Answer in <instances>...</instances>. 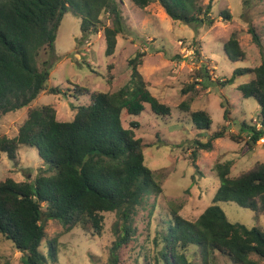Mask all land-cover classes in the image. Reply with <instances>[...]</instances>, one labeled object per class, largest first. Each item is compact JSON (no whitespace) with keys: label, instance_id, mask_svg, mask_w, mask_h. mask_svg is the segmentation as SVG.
Instances as JSON below:
<instances>
[{"label":"trees","instance_id":"obj_1","mask_svg":"<svg viewBox=\"0 0 264 264\" xmlns=\"http://www.w3.org/2000/svg\"><path fill=\"white\" fill-rule=\"evenodd\" d=\"M138 8H146L156 0H131ZM202 0H159L164 11L185 24L212 25V0L204 6ZM246 4V0L243 2ZM70 7L81 18L82 39L101 30V15L112 16L113 25L103 28L108 56L113 55L117 36L124 30L123 18L116 0H0V115L29 106L41 92L61 93L59 86L47 87L53 63L48 57L39 68L38 57L44 49L54 57V42L63 16ZM222 18L230 20L229 12ZM248 32L263 52L261 36L253 24ZM226 56L237 61L246 57L235 32L224 44ZM144 53L137 52L129 60L130 81L114 93L91 91L76 86L73 97L90 95V101L78 106L69 121L57 119L50 104L37 105L28 111L17 135L0 136V159L3 153L15 159L21 145L38 150L46 167H41L33 180L17 181L12 177L0 180V237L11 241L22 254L24 264H46L48 256L55 258L54 241L48 253L41 250L46 237L45 222L57 220L67 232L80 226L86 233L101 235L104 212H115L117 239L110 248V263H119L120 250L135 235L133 226L138 206L149 195H159L163 189L155 171L147 165L146 143L136 137L139 122L123 124V113L140 116L149 104L161 117L171 114V107L161 102L148 88L138 71ZM54 61V60H52ZM112 65H109V69ZM252 74L250 81L239 85L245 98L253 97L258 104L256 123L242 122L249 147L264 139V60L256 67L238 68L221 85L232 84L236 76ZM109 78L113 75L108 73ZM195 81L211 80L206 65L194 71ZM189 83L182 92L191 91ZM224 119H229L228 100L223 96ZM196 128L207 137L195 140L192 155L199 150L212 151L213 141L227 135L236 136L224 127L211 133L213 119L208 109L192 110L187 101L180 104ZM196 163V161H194ZM232 161L218 162L213 171L219 185L210 204L195 221H189L172 207L161 234L164 246L160 251L164 264H195L188 256L191 247L197 249L199 264H220L217 254L231 264H262L264 262V230L230 221L219 201H234L260 214L264 212V161L231 175ZM155 206V205H154ZM230 264V263H228Z\"/></svg>","mask_w":264,"mask_h":264},{"label":"rangeland","instance_id":"obj_2","mask_svg":"<svg viewBox=\"0 0 264 264\" xmlns=\"http://www.w3.org/2000/svg\"><path fill=\"white\" fill-rule=\"evenodd\" d=\"M116 1L124 30L117 36L113 55L105 53L103 31L105 26L113 25L112 16L102 14L98 34L82 39L81 18L68 7L54 42V57L44 49L38 57L39 68L44 67L43 60L47 57L53 63L47 87L59 86L62 92L54 94L45 90L29 106L1 114L0 136L17 135L28 111L37 105L50 104L55 108L58 120H71L76 112L72 105L90 101L89 94L72 96L78 91L76 86L114 93L132 77L129 60L138 51L144 53L138 71L151 93L171 107V114L158 116L149 104H145V111L140 116L123 113L122 118L125 127L132 120L139 122L136 137L146 143V163L155 171L163 191L158 196H146L138 206L133 223L135 235L120 250L118 264H164L160 254L164 246L161 234L172 207L177 208L185 219L195 221L212 204L219 185V178L212 170L216 163L232 161L231 175H237L257 161H264V139L251 148L246 144V132H241L243 121L253 125L257 120V101L253 97H243L239 90V85L250 81L253 75L236 76L234 83L225 86L218 83L230 78L236 69L256 67L264 60V0H246V4L244 0H212V25L174 20L164 11L159 0L143 9L131 0ZM209 1L202 0L201 3L206 6ZM223 11L229 12L232 18H222ZM251 24L261 36L263 52L248 32ZM233 32L246 52V57L237 61L230 60L224 51V44ZM109 65H112L110 69ZM201 65L207 66L211 80L197 84L195 81L201 79L194 78V71ZM108 73L113 77L109 78ZM189 83L195 87L184 94L182 89ZM223 96L228 100L230 111L227 120L224 119L225 108L221 105ZM183 101H187L192 110H209L213 119L209 133L224 127L236 136V140L228 135L216 139L212 151L199 150L194 157V141H206L207 137L180 109ZM45 164L35 147L21 145L15 159L2 154L0 180L7 177L17 181L33 180L40 168L46 167ZM217 204L230 221L264 230V212L258 214L234 201H219ZM103 214L101 235L86 233L80 226L67 232L59 221H46V237L41 250L48 253L52 241L56 249L55 258L48 256L46 264H111L110 248L117 239L114 225L118 216L115 212ZM188 256L195 264L200 263L196 248L191 247ZM217 260L220 264H231L221 254H217ZM0 264H24L21 252L4 237H0Z\"/></svg>","mask_w":264,"mask_h":264}]
</instances>
